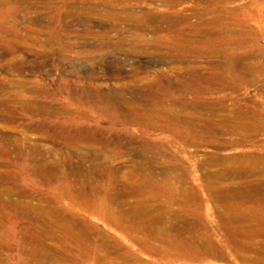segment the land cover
<instances>
[{
  "label": "rangeland",
  "instance_id": "1",
  "mask_svg": "<svg viewBox=\"0 0 264 264\" xmlns=\"http://www.w3.org/2000/svg\"><path fill=\"white\" fill-rule=\"evenodd\" d=\"M172 18L183 30L179 43L170 42L173 32H154ZM200 19L215 20L222 34L214 41L192 35L190 25ZM241 51L248 55L245 69L224 63ZM117 67L126 88L111 77ZM194 69L223 74L231 84L192 91L186 82ZM91 76L114 100L121 91L137 104L145 85L163 82L169 93L163 91L158 108L173 106L196 117L217 111L242 122H250L249 114L264 116V0H0V96L33 99L26 112L12 99L0 107V264H264V209L244 201L231 212L237 220H228L235 206L221 202L231 187L264 176L216 177L264 159V131L222 125L217 134L183 124L162 131L107 123L106 134L142 142L117 156L114 146H99L101 159L86 161L79 149L47 140L41 127L76 123L82 115L93 121V109L58 92L61 83L88 85ZM23 84L40 91L19 88ZM52 104L70 110L46 114Z\"/></svg>",
  "mask_w": 264,
  "mask_h": 264
},
{
  "label": "bare ground",
  "instance_id": "2",
  "mask_svg": "<svg viewBox=\"0 0 264 264\" xmlns=\"http://www.w3.org/2000/svg\"><path fill=\"white\" fill-rule=\"evenodd\" d=\"M203 1L204 3H211V2H214L215 0H201ZM183 20V19H182ZM180 20V21H182ZM158 23V22H157ZM190 24V23H189ZM164 25V24H163ZM190 33L192 35H198L200 37H208V40H212L214 41V39L218 38L220 36V34H222V28L219 27V25L217 24V22L213 19H200L199 22L195 23V24H192L190 25ZM180 27V26H179ZM175 22V20L172 18L171 20L169 19L168 22H167V26H166V29H162V27H154V32H155V35L157 36L159 33H161L162 31H170V32H173V36H171V38L169 39L170 42H173V43H179L181 42L182 40L179 38V34H182L183 33V30L181 28H179ZM182 27V26H181ZM228 30V29H227ZM230 34H231V30L228 31ZM234 32V31H233ZM241 34V33H240ZM185 35V34H184ZM161 36V35H160ZM190 36V34H189ZM182 37V36H180ZM240 38V37H239ZM241 38L244 39V34L242 33L241 34ZM207 40V39H206ZM229 40V39H228ZM211 41V42H212ZM230 41V40H229ZM229 41H227L226 43H228ZM242 52V51H241ZM263 53V52H262ZM232 54V53H231ZM229 53V56H225V62L224 63H228L231 65H234V66H237L238 68H243L245 69V64H246V58L248 57L247 53H241L239 55H236L233 54V56ZM258 54V53H257ZM227 55V53H226ZM261 54L259 55H256L257 57L260 56ZM180 57V56H179ZM177 58V56H176ZM175 58V59H176ZM174 59V60H175ZM181 61V59H178ZM176 60V61H178ZM179 61V62H180ZM221 63V62H220ZM218 64V63H217ZM228 64V65H229ZM214 65V63H213ZM220 65V64H219ZM13 69H15L14 71L18 73V69H19V65H13ZM178 66V65H177ZM214 66H217V65H214ZM214 68V67H213ZM12 69V68H11ZM195 70V69H194ZM200 71V70H199ZM199 71H193L192 75L188 78H190V81L188 80V82H185L187 83L186 84V87L187 88H190L192 91H195V92H198V91H204V90H210V91H219L220 89H222L223 87H225L226 85H229L231 84V80L229 81L227 79V76H222L220 75L219 73L218 74H206V73H200ZM211 72V71H210ZM115 74V75H114ZM111 77L112 79H114L117 83H119V86H121V88H124V83H120L118 81H122L123 78H121L120 76L123 74V71L121 68L117 67V71L114 73ZM185 76V75H184ZM143 78V77H141ZM182 78L183 75H182ZM82 79V78H81ZM88 79V78H87ZM96 77L95 76H91V80H87V84L88 85H85V84H82L83 82L77 80L75 82H73L72 84H66V83H61L59 86H58V92L59 93H64V95H68V97L76 104H80V105H84L86 107H89L91 109L94 110V113L96 114L93 121L91 120H87L85 117L87 116H81V112H79L80 116H81V119L80 121L76 122V123H58L56 125H51V126H43L41 127L42 129L45 130L46 134H45V138H47V140H49L50 142H60V145H61V142L62 144L64 145V147L66 149H79L80 153L81 154L80 156L84 157V159L88 158V159H91L92 161H95V162H98L100 159H101V153L99 151V146H114L115 148V155L117 156V154H122L121 150L122 149H128L129 147H136L138 146V141L135 137L133 136H129V135H126V136H119V135H109V134H106L105 132V128H103V125L106 124L108 125L107 123H115V124H128V125H136L138 128L140 129H143V128H148V130L152 129V130H156V129H160V130H170L172 128V126L174 127V125H186L189 129H195V130H206V131H219L222 127V125H225V126H229L231 127V130L232 131H236L237 129H256L257 131H264V116H258V115H252V114H249V119H250V122H242V121H239V120H236V119H232V118H229V117H224V116H217L216 112L217 111H203L204 113H200L201 114V117H196L195 114L193 113H187L185 111H172L173 110V106L172 107H161V108H158V106L154 105L155 103L157 102H160L162 99H161V96L163 94V91L165 93V91L167 93H169L168 90H165L164 87L162 86L163 85V82H157V83H152V84H149V85H145V87H141L143 89V93L140 94V97H139V102L136 104L135 101L132 99V98H126L123 93L120 91V92H117L116 93V100H114V98H112L110 96V92H105L103 91L102 89V84H104L103 82L101 84H92L93 81H95ZM144 79V78H143ZM185 79V78H184ZM141 80V79H140ZM152 81V80H151ZM174 81V80H173ZM179 83V82H178ZM233 83V82H232ZM126 84V83H125ZM174 84V83H173ZM105 85V84H104ZM169 85H172V83L170 82ZM175 85V84H174ZM0 88H4L3 86H0ZM19 88H25V89H29L31 91V93L33 92H36L37 89L39 90L38 86L37 87H33V86H29L27 84H23V85H20ZM102 88V89H101ZM126 88V87H125ZM140 88V89H141ZM139 89V88H138ZM137 89V90H138ZM141 89V91H142ZM175 89V88H174ZM43 90V89H42ZM29 91V92H30ZM40 91V90H39ZM140 91V90H139ZM136 94V93H135ZM138 95V94H137ZM136 96V95H135ZM67 97V98H68ZM27 97L26 96H21L17 93H11V92H5V94L3 96H0V107H2L3 105L7 104V100H16L18 101V104L20 105V109L21 111H29L30 110V102L33 100V99H26ZM33 102V101H32ZM52 102V101H51ZM72 102V103H73ZM184 102V101H183ZM186 103V102H185ZM184 103V104H185ZM34 104V103H33ZM170 104H173V103H170ZM182 104V103H181ZM183 104V105H184ZM191 104V103H190ZM176 105V104H175ZM40 106V105H39ZM38 106V109L40 108ZM37 108V106H35ZM176 107V106H175ZM51 111H45L46 114H59L61 112H65V111H68L69 112V108L64 105V104H59L58 106L57 105H51V107L49 106L48 107ZM183 109V108H182ZM17 110V109H16ZM41 110V108H40ZM8 111H14V108H8ZM40 112V111H38ZM13 114V113H12ZM15 114V113H14ZM9 115V114H8ZM78 115V114H77ZM58 116V115H57ZM198 116V115H197ZM13 119V118H12ZM197 120V121H196ZM75 122V121H74ZM105 127V126H104ZM178 127V126H177ZM147 131V130H146ZM174 131V130H173ZM172 131V132H173ZM176 131V130H175ZM181 131V130H180ZM170 132V131H169ZM178 132V131H176ZM179 133V132H178ZM217 133V132H216ZM117 134V133H116ZM176 135V133H174ZM218 134V133H217ZM122 135V134H121ZM181 136V135H179ZM188 138L189 135H187ZM194 137V136H193ZM186 138V137H185ZM186 138V139H188ZM174 140V139H173ZM202 140V139H201ZM205 140V139H204ZM217 140V139H216ZM184 141V140H183ZM192 141V140H191ZM206 141V140H205ZM241 141V140H240ZM138 142V143H137ZM142 141H140L141 143ZM144 142V141H143ZM139 143V144H140ZM148 143V142H147ZM143 144V143H142ZM145 144V143H144ZM148 145V144H147ZM154 146V145H153ZM159 147V146H158ZM149 148V147H148ZM64 150V149H63ZM83 150H89L91 152V154L89 152H86V151H83ZM129 150V149H128ZM147 150V149H145ZM143 150V151H145ZM83 151V152H82ZM114 151V150H113ZM150 151V150H149ZM156 151H158L156 149ZM60 152V151H59ZM78 152V151H77ZM62 153V152H61ZM64 153V152H63ZM89 153V154H88ZM76 154V153H75ZM78 154V155H79ZM65 156V155H64ZM156 156V155H155ZM154 157V156H153ZM157 157V156H156ZM250 157V156H249ZM263 157V156H261ZM260 158H254V162L252 161V163L254 164V166L252 168H250V166H252L253 164H251L249 167L246 166L247 168H244V167H237L236 169H234L232 171V173H227L228 174H219L216 176L218 177V179H230V178H240V180L242 178H248L250 179L251 177H260V176H264V159H261ZM115 158V157H114ZM155 158V157H154ZM234 158V157H233ZM240 158V157H239ZM85 159V160H86ZM236 159V158H235ZM233 159V162L234 160ZM84 160V161H85ZM150 160V159H149ZM245 160V159H244ZM243 159L240 160V161H244ZM261 160V161H259ZM87 161V160H86ZM237 161V160H236ZM151 162V161H150ZM217 162V161H216ZM231 162V161H230ZM229 162V163H230ZM239 162V161H238ZM240 162V163H242ZM251 162V161H249ZM93 163V162H92ZM103 163V162H101ZM152 163V162H151ZM236 163V162H235ZM234 165H237L235 164ZM240 163H238V165H241ZM245 164V162H244ZM102 165V164H101ZM100 165V166H101ZM232 165V164H231ZM237 165V166H238ZM247 165V164H245ZM99 166V165H98ZM99 166V167H100ZM104 166V164H103ZM233 166V165H232ZM244 166V165H242ZM91 167V166H89ZM105 167V166H104ZM229 167V166H228ZM228 167H227V170H228ZM144 168V167H143ZM90 168H88V171H89ZM95 169V168H94ZM109 169V168H108ZM231 169V167H230ZM91 170H93V168H91ZM90 170V172H91ZM224 170V169H223ZM222 170V171H223ZM151 171V170H150ZM219 171V170H218ZM217 171V172H218ZM225 171V170H224ZM229 171V170H228ZM216 172V171H215ZM230 172V171H229ZM152 173V172H151ZM223 173V172H222ZM148 174V172H147ZM208 174V173H207ZM206 174V175H207ZM210 174V173H209ZM150 175V174H149ZM153 175V174H152ZM164 175V174H163ZM166 175V174H165ZM212 175V174H211ZM216 175V174H215ZM208 176V175H207ZM206 176V177H207ZM113 177V176H112ZM210 177V176H209ZM213 177V176H212ZM250 177V178H249ZM116 178V177H115ZM152 178V177H151ZM150 178V180H151ZM146 179V178H145ZM154 179V178H153ZM174 179V178H173ZM207 179V178H206ZM211 179V178H210ZM214 179V177L212 178ZM244 179V180H245ZM110 180V179H109ZM142 180V179H141ZM159 180V179H158ZM233 181V179H231ZM229 180V181H231ZM239 180V181H240ZM96 181V180H95ZM128 181V180H127ZM143 181V180H142ZM149 181V180H147ZM209 181V180H208ZM215 181V180H214ZM99 182V181H98ZM115 182V181H114ZM152 184L153 181H151ZM155 182V181H154ZM156 182H160V181H157ZM155 182V183H156ZM170 182V181H169ZM94 183H97V182H94ZM116 183V182H115ZM141 183V182H140ZM165 183H168V182H165ZM171 183V182H170ZM168 183V184H170ZM213 183V181H212ZM105 184V183H104ZM107 184V183H106ZM109 184V183H108ZM117 184V183H116ZM122 184V183H121ZM119 184V185H121ZM139 184V183H138ZM111 185V184H110ZM137 185V184H136ZM159 185V184H158ZM241 185V184H239ZM94 186V185H92ZM108 186V185H107ZM113 186V185H112ZM123 186V185H122ZM121 186V187H122ZM135 186V184H134ZM132 186V188L134 187ZM141 186V185H140ZM143 186V184H142ZM160 186V185H159ZM163 186V185H162ZM161 186V187H162ZM169 186V185H168ZM137 187V186H136ZM135 187V188H136ZM155 187V186H154ZM165 187V186H163ZM163 187L162 189L160 188L159 190H163ZM170 187V186H169ZM175 187V186H173ZM97 188V187H96ZM102 187H100L99 189H101ZM125 189H127L124 185ZM143 188V187H142ZM158 188V186H157ZM182 188V187H181ZM234 188V189H233ZM231 187V194L228 192H226L227 194H230V195H227V199H224L223 201L221 202H225L224 204L228 205L229 204H233L234 206L237 205V207L239 206L240 203H243L244 201H249V202H253L254 203H258L257 206L259 205V207L263 208L264 209V179L263 180H258L257 178V181L256 182H247L245 181V183L241 186H235L234 187ZM94 189V188H92ZM122 189V188H121ZM124 189V190H125ZM145 188H143L142 190H144ZM156 189V187H155ZM225 189V188H224ZM229 189V188H228ZM96 190V189H94ZM132 189H130L131 191ZM158 190V189H157ZM220 190V189H219ZM98 191V190H97ZM221 191V190H220ZM219 191V192H220ZM223 191V190H222ZM229 191V190H228ZM134 192V191H133ZM132 192V194H133ZM176 192V191H175ZM95 193V192H94ZM99 193V192H98ZM97 193V194H98ZM135 193H137L135 191ZM134 193V194H135ZM216 193H218V191H216ZM116 194V193H115ZM114 194V195H115ZM160 194V193H159ZM222 193H220L221 195ZM99 195V194H98ZM97 195V196H98ZM220 195H218L219 198H222ZM85 197V196H84ZM96 197V196H94ZM99 197V196H98ZM216 197V195H215ZM224 197V195H223ZM111 198V197H110ZM109 198V199H110ZM219 198L217 201H219ZM234 198V200H233ZM93 199H96V198H92L91 200ZM113 199V198H112ZM119 199V198H118ZM236 199V200H235ZM90 200V199H89ZM99 200V199H98ZM97 200V201H98ZM115 200V199H114ZM103 201V200H101ZM100 201V202H101ZM113 201V200H111ZM110 201V202H111ZM94 202V201H92ZM220 202V201H219ZM91 203V202H90ZM98 203V202H97ZM97 203L95 204V206L97 205ZM119 203V202H118ZM229 203V204H228ZM248 203V202H247ZM246 204V208H248V204ZM101 205L102 202L100 203ZM125 204V203H124ZM221 204V203H220ZM250 204V203H249ZM94 205V204H93ZM92 205V206H93ZM101 205H98L99 207ZM120 205V204H119ZM232 205V207H233ZM98 206L96 207L97 210H98ZM125 206V205H124ZM256 206V205H254ZM253 206V208L255 209V207ZM119 207V206H118ZM237 207H233L231 209L228 210L229 213H227V215L229 216L228 217V220H232V219H236V214H232L231 212L234 211L235 209H237ZM245 207V206H244ZM243 207L242 210H244L245 208ZM250 207V205H249ZM252 207V205H251ZM95 208V209H96ZM101 208V207H100ZM125 208V207H124ZM226 208V207H225ZM107 209V208H106ZM113 209V208H112ZM116 208H114L115 210ZM122 209V207H121ZM240 209V208H239ZM250 209V208H248ZM254 209H253V212H254ZM113 210V211H114ZM119 210V209H118ZM131 210V209H129ZM137 210V209H136ZM252 210V209H251ZM260 210V208H259ZM95 211V210H94ZM120 211V210H119ZM134 211V210H133ZM142 212V210H140ZM139 211V212H140ZM237 211V210H235ZM246 211V210H245ZM249 211V210H248ZM264 212V210H262ZM109 212H110V209H109ZM115 212V211H114ZM113 212V214H114ZM121 212V211H120ZM130 212V211H129ZM138 212V211H137ZM140 212V213H141ZM253 212H250L253 214ZM261 212V210H260ZM116 213V212H115ZM118 213V212H117ZM135 213V212H134ZM246 213V212H245ZM121 214V213H119ZM226 214V213H225ZM224 214V215H225ZM264 214V213H263ZM141 215V214H140ZM161 215V214H160ZM113 216V215H112ZM117 216V215H116ZM119 216V215H118ZM124 216V215H123ZM129 216V215H128ZM133 216V215H131ZM242 216V215H241ZM264 216V215H263ZM135 217V216H134ZM137 217V216H136ZM135 217V218H136ZM141 217V216H139ZM224 217V216H223ZM125 218V217H124ZM123 218V219H124ZM127 218V217H126ZM132 218V217H131ZM173 218V217H172ZM239 218L242 219V217L239 216ZM261 218V216H260ZM259 218V219H260ZM112 220V218H110ZM114 219V218H113ZM117 219V218H116ZM122 219V220H123ZM140 219V218H139ZM160 219V218H159ZM165 219V218H164ZM163 219V220H164ZM169 219V218H168ZM225 219V218H224ZM234 219V220H235ZM249 219V218H248ZM256 219V218H255ZM263 219V217H262ZM110 220V221H111ZM126 220V219H125ZM133 220V219H132ZM158 220V219H157ZM161 220V219H160ZM174 220V218H173ZM172 220V221H173ZM181 220V219H180ZM227 220V219H226ZM227 220V221H228ZM250 220V219H249ZM261 220V219H260ZM264 220V219H263ZM262 220V221H263ZM109 221V220H108ZM109 221V222H110ZM153 221V220H152ZM162 221V220H161ZM165 221V220H164ZM123 222V221H122ZM130 222V220H129ZM138 222V221H136ZM140 222V221H139ZM156 222V221H155ZM179 222V220H178ZM182 222V220H181ZM226 222V221H225ZM241 222V221H240ZM255 222V221H254ZM259 222V220H258ZM114 223V221L112 222ZM121 223V222H120ZM132 223V222H131ZM134 223V222H133ZM162 223V222H161ZM180 223V222H179ZM178 223V224H179ZM189 223V222H188ZM224 223V222H223ZM227 223V222H226ZM237 223H239L237 221ZM247 223V222H246ZM262 223V222H261ZM122 224V223H121ZM150 224V222H149ZM155 224V223H154ZM159 224V223H158ZM163 224V223H162ZM255 224L257 225V223L255 222ZM260 224V223H259ZM117 225V224H116ZM153 225V223H152ZM160 225V224H159ZM181 225V224H180ZM184 225V224H182ZM241 225V224H240ZM246 225V224H245ZM244 225V226H245ZM254 225V224H253ZM261 225V224H260ZM65 226V225H63ZM119 226V225H118ZM121 226V225H120ZM171 226V225H170ZM243 226V227H244ZM246 226H249V225H246ZM246 226H245V229H246ZM264 226V225H262ZM234 227V226H233ZM232 227V228H233ZM257 227H260V226H257ZM65 228V227H64ZM161 228H162V225H161ZM253 228V226H252ZM159 229V227L157 228ZM156 229V230H157ZM164 229H168V228H163L162 231H164ZM242 229V228H240ZM255 229V228H253ZM264 228L262 227L261 230H263ZM160 230V229H159ZM158 230V231H159ZM171 230V229H170ZM168 230V231H170ZM234 230H235V227H234ZM233 230V231H234ZM238 230V228L236 229V231ZM247 230V229H246ZM252 229H250L251 231ZM258 230V229H257ZM256 230V231H257ZM157 231V232H158ZM173 231V230H172ZM231 231V230H230ZM229 231V232H230ZM239 231V230H238ZM241 231V230H240ZM249 231V233H251ZM255 231V232H256ZM85 232V231H84ZM195 232H197L196 230H194V234ZM226 232V231H225ZM244 232V231H243ZM246 232V231H245ZM254 232V231H253ZM254 232V233H255ZM160 233V232H159ZM165 233V232H164ZM162 233V234H164ZM170 233V232H169ZM227 233V232H226ZM233 233V232H232ZM242 233V232H241ZM258 233V232H257ZM263 233V231H262ZM168 234V233H167ZM260 233L257 234L260 235ZM74 235V233H73ZM197 235V234H196ZM233 235H235L233 233ZM253 235V234H252ZM255 235V234H254ZM158 236V235H157ZM163 236V235H162ZM198 236V235H197ZM196 236V237H197ZM229 236V235H228ZM236 236V235H235ZM262 236V234H261ZM264 236V235H263ZM262 236V237H263ZM73 237V236H71ZM77 237V236H76ZM79 237H80V234H79ZM159 237V236H158ZM170 237V236H169ZM231 237H234L230 236ZM161 238V237H159ZM164 238V237H163ZM172 238V236H171ZM229 238V239H230ZM246 238V237H245ZM250 238V237H249ZM264 238V237H263ZM166 239V238H165ZM232 239V238H231ZM230 239V240H231ZM87 240V239H85ZM233 240V239H232ZM198 241H200V239H198ZM202 241V240H201ZM240 241V240H239ZM246 241V240H245ZM230 242V241H229ZM88 243V242H87ZM172 243V242H171ZM174 243V242H173ZM173 243L171 245H173ZM212 243V242H211ZM239 243V242H238ZM241 243V242H240ZM244 244V242H242ZM250 243V242H249ZM246 244V243H245ZM255 244V243H254ZM221 245V244H220ZM249 245V244H248ZM192 246V245H191ZM211 246V245H210ZM209 246V247H210ZM230 246V245H229ZM236 246V244L234 245ZM238 246V245H237ZM240 246V245H239ZM238 246V247H239ZM242 246V245H241ZM240 246V247H241ZM247 246V245H246ZM174 247V246H173ZM244 248L245 245L243 246ZM175 248V247H174ZM248 248V247H247ZM254 248V247H253ZM256 248V247H255ZM172 249V248H171ZM238 249V248H237ZM243 249V248H242ZM251 249V248H250ZM264 249V248H263ZM211 250V249H210ZM241 250V248H240ZM244 250V249H243ZM169 251V250H168ZM215 251V250H214ZM213 251V252H214ZM254 251V250H252ZM251 251V252H252ZM259 251V250H258ZM210 252V251H209ZM215 252H219V251H215ZM246 252H247V249H246ZM250 252V251H249ZM260 252V251H259ZM173 253V252H172ZM245 253V252H244ZM262 253V251H261ZM188 254V253H187ZM211 254H212V251H211ZM250 254V253H249ZM185 255V254H184ZM181 256H183L181 254ZM187 257V256H186ZM251 261V260H250ZM263 262V261H262Z\"/></svg>",
  "mask_w": 264,
  "mask_h": 264
}]
</instances>
